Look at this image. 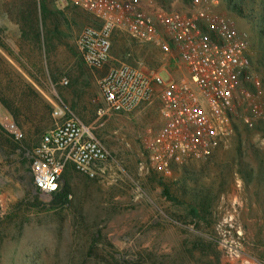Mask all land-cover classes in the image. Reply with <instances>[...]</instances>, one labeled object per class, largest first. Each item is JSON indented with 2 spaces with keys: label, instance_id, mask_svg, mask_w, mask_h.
I'll list each match as a JSON object with an SVG mask.
<instances>
[{
  "label": "rangeland",
  "instance_id": "374dc122",
  "mask_svg": "<svg viewBox=\"0 0 264 264\" xmlns=\"http://www.w3.org/2000/svg\"><path fill=\"white\" fill-rule=\"evenodd\" d=\"M220 9L248 34L264 90V0H220ZM91 24L92 14L61 0H0V264H264V94L253 126L239 123L205 158L159 174L143 167L141 140L159 122L158 99L129 116L98 117L101 71L77 43ZM112 40L111 64L131 51L174 72L157 48L122 32ZM68 117L93 127L110 153L107 171L91 177L69 164L62 195L42 194L32 151Z\"/></svg>",
  "mask_w": 264,
  "mask_h": 264
},
{
  "label": "built area",
  "instance_id": "2783aa9c",
  "mask_svg": "<svg viewBox=\"0 0 264 264\" xmlns=\"http://www.w3.org/2000/svg\"><path fill=\"white\" fill-rule=\"evenodd\" d=\"M61 1L95 19L77 42L85 64L95 70L110 65L99 81L98 117L131 113L152 107L157 99L160 102L162 120L147 124L141 133L143 167L165 175L203 159L233 135L239 123L253 126L261 114L263 83L253 67L249 36L220 9V0H188L182 8L162 0ZM117 32L157 48L163 59L173 63L174 72L133 59L131 51L111 64ZM6 125L19 136L15 122ZM92 128L68 117L42 136L31 154L37 192H59L69 164L91 177L105 175L110 153Z\"/></svg>",
  "mask_w": 264,
  "mask_h": 264
},
{
  "label": "crops",
  "instance_id": "0c3cea01",
  "mask_svg": "<svg viewBox=\"0 0 264 264\" xmlns=\"http://www.w3.org/2000/svg\"><path fill=\"white\" fill-rule=\"evenodd\" d=\"M153 48H155V47H153V46H151V47H149V49L152 51V50H154ZM155 51V50H154ZM158 50H156V52H157ZM158 53H160L159 51H158ZM156 54V53H155ZM157 55V54H156ZM107 70H108V65H106L104 68H102V69H99L98 71H101V72H99V74H98V76L97 77H99V76H103V74H105L106 72H107ZM101 79V78H100ZM100 79H99V81H100ZM35 87L36 88H39V86L38 85H35ZM42 95H44L43 93H42ZM45 96V95H44ZM99 97V101H100V99H101V91H100V95L98 96ZM46 98H47V100H49L53 105H54V99L53 98H51V97H49L48 95H46ZM48 101V102H49ZM114 114H119V117H122V116H129V114L130 113H122V114H120V113H114ZM138 114V112L136 113V115ZM156 119H157V121H161L162 120V117H161V115L159 114V112L158 113H155L154 115H153ZM75 118H77L79 121H81L82 123H84L81 119H79L78 117H75ZM85 124V123H84ZM53 127V126H52ZM52 127H50L49 129H51ZM48 129V130H49ZM48 130H46L42 135H41V137H40V140H39V142H38V144L40 143V141H41V139H42V136L48 131ZM104 145V144H103ZM105 146V145H104ZM105 148H106V146H105ZM107 149V148H106ZM108 150V149H107ZM109 151V150H108Z\"/></svg>",
  "mask_w": 264,
  "mask_h": 264
},
{
  "label": "trees",
  "instance_id": "16d2710c",
  "mask_svg": "<svg viewBox=\"0 0 264 264\" xmlns=\"http://www.w3.org/2000/svg\"><path fill=\"white\" fill-rule=\"evenodd\" d=\"M54 195L55 196H59V195H62V194L59 191V192L55 193ZM116 260H117V264H125V261H123L121 258L120 259H116Z\"/></svg>",
  "mask_w": 264,
  "mask_h": 264
},
{
  "label": "bare ground",
  "instance_id": "6f19581e",
  "mask_svg": "<svg viewBox=\"0 0 264 264\" xmlns=\"http://www.w3.org/2000/svg\"><path fill=\"white\" fill-rule=\"evenodd\" d=\"M5 123H7L9 126H12V120L10 118L4 119ZM6 125V124H5Z\"/></svg>",
  "mask_w": 264,
  "mask_h": 264
}]
</instances>
